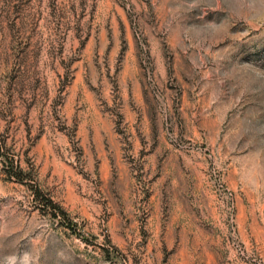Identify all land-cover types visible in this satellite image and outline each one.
Returning <instances> with one entry per match:
<instances>
[{
	"label": "rangeland",
	"instance_id": "1",
	"mask_svg": "<svg viewBox=\"0 0 264 264\" xmlns=\"http://www.w3.org/2000/svg\"><path fill=\"white\" fill-rule=\"evenodd\" d=\"M0 144V264H264V0H0Z\"/></svg>",
	"mask_w": 264,
	"mask_h": 264
},
{
	"label": "trees",
	"instance_id": "2",
	"mask_svg": "<svg viewBox=\"0 0 264 264\" xmlns=\"http://www.w3.org/2000/svg\"><path fill=\"white\" fill-rule=\"evenodd\" d=\"M0 158L2 159L3 163V171L7 174V177L10 180H15L21 183L27 182L31 184L32 179H29V175L27 174V172L18 163L16 157L9 154L8 149L2 144H0ZM37 192L40 194L39 190H37ZM45 204L52 210V214H54L55 216H61L65 219H69L68 212L59 204H57L51 197H46Z\"/></svg>",
	"mask_w": 264,
	"mask_h": 264
}]
</instances>
